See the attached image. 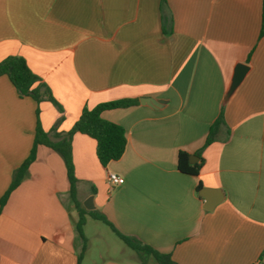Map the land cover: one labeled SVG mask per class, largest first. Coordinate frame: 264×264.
<instances>
[{
	"label": "crops",
	"instance_id": "obj_1",
	"mask_svg": "<svg viewBox=\"0 0 264 264\" xmlns=\"http://www.w3.org/2000/svg\"><path fill=\"white\" fill-rule=\"evenodd\" d=\"M167 4L170 35L161 0H0V62L23 57L62 107L21 97L0 76V202L30 155L38 119L54 139L85 108L138 99L102 113L126 131L118 161L102 166L94 139L72 137L84 209L177 264H264L263 0ZM222 111L227 127L198 155ZM180 152L204 160L198 175L179 170ZM110 174L124 183L113 186ZM203 190L218 202L212 210ZM78 220L63 158L39 146L0 213V264H78ZM89 221L100 223L87 217L82 264L140 262L124 243L111 250L107 231L88 233Z\"/></svg>",
	"mask_w": 264,
	"mask_h": 264
},
{
	"label": "trees",
	"instance_id": "obj_2",
	"mask_svg": "<svg viewBox=\"0 0 264 264\" xmlns=\"http://www.w3.org/2000/svg\"><path fill=\"white\" fill-rule=\"evenodd\" d=\"M264 10V0H263ZM162 14V30L164 34L170 35L173 31V17L169 10L167 0H161ZM260 36H264V12L262 17ZM0 76H7L11 83L16 88L21 97H31L38 104L43 101L52 103L60 112L62 107L52 95L50 89L41 83L40 78L35 75L29 68L26 60L20 56H9L0 62ZM139 103L138 99H121L101 103L93 109L85 108L75 123L74 127L67 134H58L54 139L46 133L39 122H37L36 135L33 148L29 157L15 171L13 182L2 197L0 202V213L5 206L10 194L14 191L28 173L30 165L36 160L39 146H45L57 152L64 160L67 176L70 185L72 199L78 211L79 220L76 229L80 238L83 241L82 252L78 257V264H82L84 254L87 250V239L84 234L87 217H91L96 221H100L111 228L116 236L132 251L136 253L142 264H147L153 258L157 264H177L170 254H164L154 249L153 247L143 243L136 237L128 236L121 233L105 215L97 212H88L84 209L81 202L76 197L77 179L74 171V163L72 159V137L75 133L87 135L96 142V156L102 166H107L112 161H118L124 155L127 145V137L125 129L113 122L107 121L102 117V113L107 110L119 108H128ZM39 115V111H38ZM227 124L224 119L223 111L220 113L217 120L211 126L205 146L198 152L201 156L202 151L217 141L220 130L226 128ZM204 160L200 158L198 163H190L189 154L180 152L178 157V168L184 174L198 175ZM201 186L199 187V189ZM261 263V259L256 263Z\"/></svg>",
	"mask_w": 264,
	"mask_h": 264
},
{
	"label": "rangeland",
	"instance_id": "obj_3",
	"mask_svg": "<svg viewBox=\"0 0 264 264\" xmlns=\"http://www.w3.org/2000/svg\"><path fill=\"white\" fill-rule=\"evenodd\" d=\"M98 226H99V229H98ZM96 228H97V231L98 230L99 231L105 230V231H107V233L110 234L109 236H111V240H108V238L105 237V240H106L105 242L109 245V247L111 248V250H116V249H119L120 246H124L123 242L120 241L118 239V237L114 233H112L110 231V229H108L102 222L96 223V222H93V221H89V225L87 227L88 233L93 232V231H96ZM94 248L96 249L97 247H94ZM95 249H94V251L92 250L93 258L97 259L98 261H101L99 259V257H98L99 255H97V252L95 251ZM128 252H129V254H131V255H133L135 257L137 256L136 253L134 251H132L131 249L130 250L128 249ZM137 258H138V256H137ZM150 260H151V263H156V261L153 258H151ZM128 262H130V261H128ZM133 263H135V264H141V262H139L137 260H133Z\"/></svg>",
	"mask_w": 264,
	"mask_h": 264
},
{
	"label": "water",
	"instance_id": "obj_4",
	"mask_svg": "<svg viewBox=\"0 0 264 264\" xmlns=\"http://www.w3.org/2000/svg\"><path fill=\"white\" fill-rule=\"evenodd\" d=\"M242 77H243L242 74H238V75H237V77H236V79H235V81H234V86H236V85H238V83H240ZM140 102H141V104H143V105H148V106H152V107L155 106V105H157V102H156L155 100H153L152 98H140ZM198 159H199L198 156H196V155H191L189 160H190L191 163H195V162L198 161ZM203 191H204V190H203ZM208 194H209V192H208L207 190H205V191L202 193V196H203V197L205 198V200H206V207H205V208H206L207 210H212L218 202H213V201H211V200L209 199ZM85 207H86L87 209H91V208L88 206V204H85Z\"/></svg>",
	"mask_w": 264,
	"mask_h": 264
},
{
	"label": "built area",
	"instance_id": "obj_5",
	"mask_svg": "<svg viewBox=\"0 0 264 264\" xmlns=\"http://www.w3.org/2000/svg\"><path fill=\"white\" fill-rule=\"evenodd\" d=\"M109 182L113 186H119V185H122L124 183V180H123V178H121L120 176H118L116 174H110L109 175Z\"/></svg>",
	"mask_w": 264,
	"mask_h": 264
}]
</instances>
